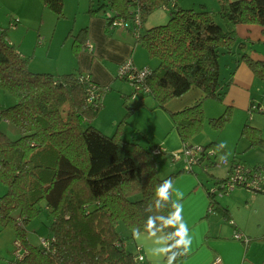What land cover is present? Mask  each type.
Instances as JSON below:
<instances>
[{
	"label": "trees",
	"instance_id": "16d2710c",
	"mask_svg": "<svg viewBox=\"0 0 264 264\" xmlns=\"http://www.w3.org/2000/svg\"><path fill=\"white\" fill-rule=\"evenodd\" d=\"M41 1L57 17L64 15V0ZM217 1L214 11L203 3L185 6L179 0H89L90 13L102 14L108 25L122 19L134 41L157 59L144 83L159 106L166 108L170 99L193 86L202 90L191 104L168 110L184 143L203 128L204 99L223 101L227 92L229 83L220 78V54L237 52L236 61L246 62L264 82V58L246 50V40L236 29L239 23L264 24V0ZM161 7L169 10V19L144 28L149 14ZM86 31L84 26L74 35L76 51L85 45ZM86 74L79 68L62 74L30 69L28 56L9 42L6 27L0 26V87L16 98L1 107L0 120L7 119L20 132L12 138L0 128V179L7 187L0 194V229L12 226L15 238L27 247L23 258L13 255L7 264H140L136 251L127 246L120 222L128 237L164 233L165 259L182 261L187 255L182 216L171 184L184 169L160 176L159 154L152 146L136 137L125 139L120 125L111 134L98 128L93 121L111 86ZM89 86H94L93 99ZM141 103L128 106L127 114ZM225 105L219 115L210 116L213 127L230 119L233 105ZM241 134L250 147L264 143L260 127L248 120ZM201 145L216 150L204 165L209 171L222 157L224 145L218 140ZM207 190L214 207L232 219L230 210ZM43 212L49 227L45 245L30 242L26 234L29 221Z\"/></svg>",
	"mask_w": 264,
	"mask_h": 264
},
{
	"label": "rangeland",
	"instance_id": "374dc122",
	"mask_svg": "<svg viewBox=\"0 0 264 264\" xmlns=\"http://www.w3.org/2000/svg\"><path fill=\"white\" fill-rule=\"evenodd\" d=\"M39 1V0H38ZM41 1V0H40ZM183 5H194L199 7L201 3L207 6V8L217 11L218 1L217 0H179ZM66 3V6H65ZM80 5V12L86 9V0H64V15L57 17L56 13L49 7L44 9V12L41 11L42 5H37L35 9L32 0H0V26L6 27L8 40H11L15 43V46L22 51V54L28 56L29 58V67L32 70L36 71H48V70H38L36 68L47 69L46 67L50 66L53 63L58 55L60 54L61 59V50L60 46L63 42H69L67 46L71 47L73 35L70 36V39L66 38L67 31L77 13V6ZM158 9L154 10L152 13ZM20 11L19 14L17 12ZM79 12V13H80ZM67 13V14H65ZM150 13V14H152ZM10 14L17 17L19 20L18 25H14L10 18ZM149 14V15H150ZM152 14V15H153ZM17 15V16H16ZM20 15H23L30 21L32 24L30 27L22 25V18ZM35 15V18H33ZM166 17V20L167 21ZM216 18L218 21L221 19L217 15ZM55 19L59 20L58 25L55 24ZM11 20V21H10ZM43 21V23H41ZM65 22V23H64ZM239 23L237 26L242 25ZM55 28L56 31H55ZM63 29V30H62ZM55 31V32H54ZM247 30H244L240 35L237 31L238 36L244 37L247 33ZM251 34V31H250ZM55 35V44L52 47L51 52L46 56V47H41L43 43L46 45L50 40V37ZM251 45V42L247 43ZM253 45L258 46V43ZM252 46V48H254ZM247 49V45H246ZM234 53L225 52L220 54V78L223 82L229 83L231 76V69L235 66L236 59L232 58ZM148 57L152 61L156 58L151 57L148 54ZM68 59V57H65ZM128 58H125L120 64L126 61ZM234 61V62H233ZM48 64V65H47ZM117 67L115 73V80L112 82L108 91L104 92L103 101L105 104L99 110L96 118L93 122H99L103 128L109 129L113 133L117 126L120 125V133L125 139H133L136 137L143 145L149 147L161 146L165 149L158 155L159 163V174L160 176H166L172 171H177L176 169L182 165V159H174L172 156L173 153L181 150L184 147V142L182 141L178 131L174 127L172 117L170 112L158 105L157 99L150 92L137 94L136 97H133V87L129 80L121 78L118 76ZM234 65V66H233ZM249 66V65H248ZM252 70V69H251ZM66 71V70H65ZM235 81V80H234ZM233 81V82H234ZM231 82V81H230ZM108 85V84H107ZM230 85V84H228ZM239 87L243 88L244 91L252 97H261L262 100L261 106H264V82H262L257 76H255L254 81L250 84L241 83ZM122 93L126 94V97ZM237 93V91H236ZM143 96L142 98H140ZM249 97L245 98L242 94L237 95L235 104L232 107V112L230 119L220 128L213 127L210 122V116L219 115V111L223 112L225 109V104L223 101L214 98L206 97L203 101V110H204V125L202 130L192 137V142L197 143H207L211 140L221 141L224 145V150L222 156L228 160L237 157V160L242 161L248 165H264V143L256 144L254 146H249L247 142L246 135L241 134L242 127L244 123L248 120L251 125L259 126L261 129V137L264 139V111H260L259 108L251 109V105H248ZM16 101V98L8 91L0 87V105L8 106ZM142 103L138 106H135L129 114L128 106L136 105ZM259 101V100H257ZM215 113V114H213ZM127 114V115H126ZM213 114V115H211ZM126 116V119L121 122V120ZM115 119L114 126L110 123ZM121 122V123H120ZM120 123V124H119ZM95 124V123H94ZM0 128L7 132L12 138H16L20 135L17 127L10 121L0 120ZM249 141V140H248ZM222 158V157H221ZM226 163H219L215 166L210 167L209 171L202 165H196L195 172L198 173L200 180L206 184V188L215 185L217 179L220 176H226ZM181 169V168H180ZM211 171V172H210ZM182 172H185L183 170ZM188 172V171H186ZM195 172H192L193 174ZM228 174V173H227ZM173 182V181H172ZM172 186V184H171ZM6 185L0 179V194L6 190ZM244 187H236L234 190H243L246 193L256 192L248 190ZM232 190L231 192H233ZM230 192V193H231ZM229 193V194H230ZM259 197L255 199H248L242 195L237 199H232L234 205H240L237 208L239 215L247 219L248 213L250 214L249 223L251 226L264 227V220L259 222L254 219L257 215H254L261 207H264V192L258 191ZM228 193H225L222 198L224 200L229 199ZM255 202V204H254ZM247 203H250L248 206ZM250 209V211H248ZM258 214V213H257ZM254 216V217H253ZM263 215L261 214V217ZM45 221H48L47 214L43 212L41 215L34 217L26 225V234L27 238L32 243H41V238L49 236V227ZM118 227L122 230L125 235V241L127 242L128 248L135 250V240L138 241V236L141 234H152L148 232H138L134 237L126 236V231L124 225L120 222ZM154 234H159L164 236L162 232H157ZM14 240H15V229L12 226L3 227L0 229V264H7L9 259H11L12 251L14 249ZM164 245V254L166 251V239ZM139 243V242H138ZM162 256V255H161ZM164 261V263H162ZM156 264H177L175 262H170L165 259L157 258Z\"/></svg>",
	"mask_w": 264,
	"mask_h": 264
},
{
	"label": "crops",
	"instance_id": "0c3cea01",
	"mask_svg": "<svg viewBox=\"0 0 264 264\" xmlns=\"http://www.w3.org/2000/svg\"><path fill=\"white\" fill-rule=\"evenodd\" d=\"M32 2L35 9L37 8V5H42V12H44V9L47 7L40 0H32ZM86 4V9L81 12L80 5L77 6L78 12L75 13L72 23L66 25L69 27L66 38L68 40V38L70 39V36L73 35L74 37L79 29L87 26L85 36L86 39H89L92 42L93 48L90 49L87 47L85 42V45L76 51L73 38L71 47L67 46V44H69L68 41L63 42L60 46L62 52L61 59L59 54L57 59L51 63L50 66L46 67L47 69H36L48 70L55 74H62L79 68L85 73H88L90 77L99 84H108L111 86L112 82L115 80V73L118 65L127 57H130L133 63L137 66L149 65L153 67L157 64V60L155 62V60L152 61L151 58L148 57L146 48L141 43H136L134 41L135 36L127 25H108L106 18L102 14H92L88 11L89 0H86ZM19 13L20 11L17 12V14ZM152 14H150L143 23L144 28L159 23H165L166 17H168L167 20L169 19V10L165 7L158 8L155 14ZM20 16L22 18V25L25 26L28 24L27 26L29 27L32 25L26 17L23 15ZM33 18H35V15ZM9 19L12 20L14 25H18L19 20L17 17L10 14ZM41 23H43V21ZM58 23H60L59 20L55 19L54 25H58ZM56 29L57 28H55V31ZM236 29L240 35L244 30H247L246 33L248 32L244 37L239 36L246 40V50L253 56L264 58V24L256 22L243 23L242 25L237 26ZM55 39H57V37L53 35L50 37L47 45L43 43L41 46L43 48L46 47V56L51 52L50 50H52V47L56 45ZM9 42L15 45L11 40H9ZM249 42H251V45L258 43V46L255 47V45H253L254 48H252L251 45L247 44ZM20 52L22 53V51ZM237 55L236 52L232 58H236ZM65 57H68V59ZM231 70L229 80L230 85L227 87L223 102L224 104L230 103L234 105L237 95L242 94L245 98L249 97L244 89L239 87V84H247V82L251 84L255 79V75L248 64L242 60L238 62L236 61L235 66L232 67ZM122 94L126 97L125 93ZM202 95V90L197 86H193L183 95L170 99L166 103V109L173 111L181 109L184 106L191 104ZM260 99L261 97L250 96L247 106H250L252 102L261 104L263 98L262 100ZM102 102L105 104L103 98ZM219 113H221V111H219ZM94 123L104 132L108 134L112 132L109 131V129L103 128L99 122ZM110 124L114 126L115 119ZM204 165L205 163L203 166ZM181 167L182 165L176 170H179ZM196 167L197 166H195L192 171L186 172L185 170V172L178 174L173 179L171 186L172 196L177 202L178 209L182 216L183 239L187 252L186 257L182 261L177 262V264H208L215 256H220L223 264H242L243 262H247L248 264H264V227L251 226L249 223L250 214L248 213L247 219L241 217L237 210L240 205L236 206V204L234 205L232 202V199H237L241 195L246 198V202L248 199L256 200L259 197V193H257L258 190L246 188L248 190L256 191L249 193H246L243 190H234L231 193L229 192L230 194L228 193L230 195L228 200H224L225 198H219L225 193L217 194L216 199L230 210L232 219H226L216 206H212L206 184L202 179L200 180L198 173L195 172ZM226 169L227 176L230 169L229 165H226ZM192 172L195 173L193 174ZM223 176L220 177L223 178ZM247 205L249 206L250 203H247ZM261 208V213L260 209L257 211V207L255 208L256 212L254 215H257V217L254 220L259 222L258 224H260L261 220H264V207ZM248 211H250V209ZM261 214L263 215L262 217ZM232 221L234 223H232ZM235 230H238L243 236L237 238L235 236ZM164 238L166 239L165 235L161 236L152 233L140 234L138 236V241L135 240L136 244L141 245L148 264H156L157 258L161 259L162 256L164 258ZM162 263H164V261Z\"/></svg>",
	"mask_w": 264,
	"mask_h": 264
},
{
	"label": "built area",
	"instance_id": "2783aa9c",
	"mask_svg": "<svg viewBox=\"0 0 264 264\" xmlns=\"http://www.w3.org/2000/svg\"><path fill=\"white\" fill-rule=\"evenodd\" d=\"M137 22L139 23V17H137ZM118 24L127 25L120 18L113 20L111 26H115ZM87 47L90 49L93 48L92 42L87 39L86 40ZM151 67L149 65L145 66H137L133 63L131 58H128L126 61L122 62L118 69V76L130 81L133 87V97H136L137 94H142L145 92H149V87L144 83L146 76L151 72ZM86 78L90 75L87 73ZM91 97L93 99L96 97L94 93V86H89ZM1 105H0V113H1ZM259 108L264 111V106L260 104L253 103L251 105V109ZM1 116V114H0ZM7 120V119H6ZM165 149L161 146H156L152 148V152L154 154H160ZM215 148L209 147L206 148L201 144H193L189 142L184 143V147L173 153L174 159H182V168L186 171L194 170V167L199 164H206L210 158L215 155ZM226 163L229 164V172L227 176L216 182L215 185L209 188V191L217 194L229 193L234 190L236 187H244L254 190H260L264 188V165H260L259 167H251L248 164L237 160H228L223 157L219 158L217 164ZM206 166V165H205ZM212 204V203H211ZM214 206V204H212ZM232 223H234L232 221ZM235 236L237 238H241L243 236L238 230H235ZM48 238L42 237L41 243L43 245L47 244ZM135 260L140 264H148L145 254L142 250L141 245L136 244L135 246ZM27 253V247L21 239L15 238L14 240V249L13 255L15 258L21 259ZM208 264H223L222 258L220 256H215Z\"/></svg>",
	"mask_w": 264,
	"mask_h": 264
},
{
	"label": "bare ground",
	"instance_id": "6f19581e",
	"mask_svg": "<svg viewBox=\"0 0 264 264\" xmlns=\"http://www.w3.org/2000/svg\"><path fill=\"white\" fill-rule=\"evenodd\" d=\"M260 111H261V109H260ZM263 111V110H262Z\"/></svg>",
	"mask_w": 264,
	"mask_h": 264
}]
</instances>
